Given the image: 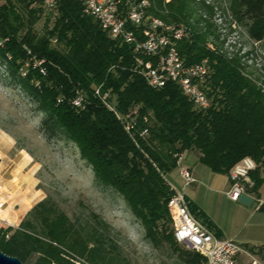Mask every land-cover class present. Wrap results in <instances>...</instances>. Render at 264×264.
<instances>
[{
	"label": "trees",
	"instance_id": "1",
	"mask_svg": "<svg viewBox=\"0 0 264 264\" xmlns=\"http://www.w3.org/2000/svg\"><path fill=\"white\" fill-rule=\"evenodd\" d=\"M231 1L236 21L249 36L264 39V0ZM192 2L151 0L150 12L190 29L176 47L186 64L208 61L202 84L210 102L206 109L191 102L175 82L151 88L138 72L133 46L111 38L80 0H57L49 11L42 0H0V59L43 114L39 132L47 140L64 137L73 143L96 180L124 199L146 240L174 250L178 244L167 208L173 192L167 174L176 168L177 153L195 149L200 164L223 175L250 157L257 166L246 191L258 195L264 184V87L244 72L237 55L208 41L211 25ZM120 9L125 13V3ZM145 27L135 30L138 37ZM97 87L112 109L95 95ZM77 92L85 98L82 107L71 104ZM127 115L130 132L121 122ZM188 207L194 215L195 207ZM41 222L40 234L25 223L8 238L11 229H0V251L23 264H66L58 248L65 244L93 264H119L100 238L88 247L89 241L73 235L66 217ZM179 257L183 264H202L198 252H180Z\"/></svg>",
	"mask_w": 264,
	"mask_h": 264
},
{
	"label": "rangeland",
	"instance_id": "2",
	"mask_svg": "<svg viewBox=\"0 0 264 264\" xmlns=\"http://www.w3.org/2000/svg\"><path fill=\"white\" fill-rule=\"evenodd\" d=\"M192 1L199 15L211 25L213 35L208 37V41L217 44L229 56L237 55L245 68L244 72L264 87V39L253 40L246 26L236 21L231 0ZM42 116L30 96L10 78L6 64L0 59V150L7 156L13 152L23 156L27 154L34 165L31 173L33 183L30 186L32 194L29 193L28 197L31 208L19 220H11L6 211L0 213V229L10 228V236L25 223L31 227H26L27 230L40 234L44 229L43 219L53 220L63 216L73 225V235L89 241L88 247L95 243V238H100L105 250L119 264H183L180 252H197L180 243H177L178 250L168 244L153 247L146 240L144 228L124 199L112 188L96 180L93 171L80 159L76 146L64 137L47 140L39 132ZM17 164L18 168L22 166V157ZM30 169V165H26L24 174ZM174 173L175 170L171 172L172 175ZM27 185L25 182L21 189L25 190ZM0 191L10 195L5 208L10 206L18 210L20 206L14 201V193L6 191L2 185ZM258 200L264 203V184L259 186L251 209L257 206ZM38 203V208L32 210ZM257 213L264 215V210H258ZM256 218L260 219L259 215ZM254 220L246 223L242 228L243 233L252 230L250 225ZM236 242L240 243V240ZM263 242L249 241L247 247L257 248ZM58 248L61 252L68 249L85 258L65 244L58 245ZM249 252L264 264V248L256 253L253 250ZM199 255L201 263L205 264L203 256ZM239 260L241 264H251L252 258L240 254Z\"/></svg>",
	"mask_w": 264,
	"mask_h": 264
},
{
	"label": "built area",
	"instance_id": "3",
	"mask_svg": "<svg viewBox=\"0 0 264 264\" xmlns=\"http://www.w3.org/2000/svg\"><path fill=\"white\" fill-rule=\"evenodd\" d=\"M45 11L52 10L57 0H42ZM84 7V12L93 16L113 39L133 46L135 61L140 66L138 72L151 88H160L167 81L175 82L182 92L196 106L206 109L209 107V99L202 89V84L209 74L208 61L202 59L193 64H186L180 57L177 50V42L190 35V29L185 25L172 24L155 16L150 12L151 0H80ZM125 3V13L120 6ZM130 23L135 29L128 28ZM146 25L141 29V36L136 35V29ZM0 45L2 42L0 41ZM141 54L151 59L144 60ZM95 95L110 109L112 107L107 102L106 94L101 95L100 87L95 89ZM61 99L58 100V102ZM85 102L84 96L77 92L71 100L74 107H82ZM116 116H120L115 112ZM130 115H127L121 122L125 129L130 132ZM146 133V129L141 135ZM176 169L179 177L183 180L181 187H177L167 180L172 195L167 201L168 212L172 221L173 236L177 243L185 244L200 253L205 264H241L240 254H247L242 247L234 240L218 235L206 224L197 220L190 212L185 187L195 179L191 172L182 164L183 153H177ZM255 161L250 157H244L238 161L228 174L231 187L227 196L237 201L242 193H247L245 185L252 186L249 179L250 172L256 168ZM250 195V194H249ZM9 194H2L0 191V213L9 201ZM252 198L256 196L252 195ZM257 208L264 203L257 201ZM9 237V234H6ZM62 257L67 264H93L85 258L77 256L68 249H63ZM249 255V254H247ZM57 264V263H52ZM251 264H262L256 259L251 260Z\"/></svg>",
	"mask_w": 264,
	"mask_h": 264
},
{
	"label": "crops",
	"instance_id": "4",
	"mask_svg": "<svg viewBox=\"0 0 264 264\" xmlns=\"http://www.w3.org/2000/svg\"><path fill=\"white\" fill-rule=\"evenodd\" d=\"M26 156L17 152L7 156L0 150V182L3 183L0 184L6 191L14 193V201L18 202L20 206L18 210H13L9 206L1 212L3 214L6 211L11 220H19L31 208L28 197L29 193L32 194L30 186L33 183L31 173L34 165L31 157L27 154ZM199 156V152L195 149H189L183 152L182 160V164L189 169L195 179L185 187L188 204H191L196 210L194 217L201 222L207 221L220 236L232 239L235 242L239 239L240 243H236L252 259H256L249 251L253 250L256 253L257 250L264 248V242L257 248H249L247 243L254 240L256 242L264 241V215L263 213H257L258 210H264V205L260 208L256 206L251 209V205L254 202L253 198L250 206L243 205L238 200H231L227 196V192L231 187L229 176L215 173L208 167L203 166L199 162ZM20 157H22L23 164L18 168L17 161ZM26 165H30L31 169L24 174L23 168ZM21 170L22 172H20ZM174 170L176 173L173 175L171 174L173 170L167 174V180L175 186L181 187L183 180L179 177L178 170L176 168ZM25 182L28 184L27 188L22 190L21 188H23ZM248 193L251 197L252 195L257 196L253 193ZM256 215H259L260 219L256 218ZM252 219H255L250 225L252 230L243 233L242 228Z\"/></svg>",
	"mask_w": 264,
	"mask_h": 264
},
{
	"label": "water",
	"instance_id": "5",
	"mask_svg": "<svg viewBox=\"0 0 264 264\" xmlns=\"http://www.w3.org/2000/svg\"><path fill=\"white\" fill-rule=\"evenodd\" d=\"M252 197L247 193H242L238 199L240 203L246 206H250L252 203ZM0 264H23L17 257L10 256L0 251Z\"/></svg>",
	"mask_w": 264,
	"mask_h": 264
}]
</instances>
